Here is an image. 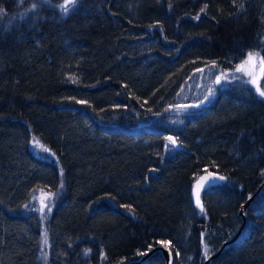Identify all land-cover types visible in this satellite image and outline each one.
I'll return each instance as SVG.
<instances>
[{"label": "trees", "instance_id": "obj_1", "mask_svg": "<svg viewBox=\"0 0 264 264\" xmlns=\"http://www.w3.org/2000/svg\"><path fill=\"white\" fill-rule=\"evenodd\" d=\"M63 2L0 0V264H167L161 249L143 259L161 246L205 264L251 197L208 264H264L256 86L234 79L183 125L149 123L195 70L264 57V0H77L67 15ZM169 136L182 147L165 154ZM208 171L227 180L201 212ZM38 190L60 192L46 225Z\"/></svg>", "mask_w": 264, "mask_h": 264}, {"label": "rangeland", "instance_id": "obj_2", "mask_svg": "<svg viewBox=\"0 0 264 264\" xmlns=\"http://www.w3.org/2000/svg\"><path fill=\"white\" fill-rule=\"evenodd\" d=\"M246 67L248 71L253 72V75L257 78V83L260 85L262 78L259 72V63L256 64L255 69H253L252 65ZM199 69H203V71H198V69L195 70L183 83L166 109L160 115L153 117L149 123L179 127L183 125L189 117L195 116L205 110L214 100L220 88H226L229 82L234 79L241 81L251 79L245 72H237L236 67L229 70L208 64ZM222 72L226 73L227 78L221 76ZM217 76H221L219 83L216 82ZM169 137H173L176 140L174 136ZM176 142V145H172L170 141L167 140L168 147L165 149V154H171L176 149L182 147L177 140ZM32 148L37 154L51 156V153L36 139L32 141ZM59 194L60 192H49L47 190H38L35 192L32 205L39 210L43 225H46ZM41 200L49 205L50 211L49 208H44L43 212L40 211Z\"/></svg>", "mask_w": 264, "mask_h": 264}, {"label": "snow or ice", "instance_id": "obj_3", "mask_svg": "<svg viewBox=\"0 0 264 264\" xmlns=\"http://www.w3.org/2000/svg\"><path fill=\"white\" fill-rule=\"evenodd\" d=\"M45 2H50V0H45ZM77 3V0H64V2L62 4L59 5L62 14L67 15L72 8L75 7ZM33 8L36 7L35 4L32 5ZM242 7V5H241ZM259 63V72L261 74V78H264V57L260 56L259 53H254V52H248L247 53V57L246 59H244L239 65L236 66V71L237 72H245L249 77H251V79H249L248 81H245L246 83H251L253 85H255V91L256 93L264 98V89H262L259 84L257 83V78L253 75L252 71H248L247 67L248 65H252L253 69H255L256 64ZM215 67V64L213 65ZM198 71H203V69H198ZM221 76H224L225 78H227L226 73H221ZM221 76H217L216 77V82L219 83ZM168 141H170V143L172 145H176V140L173 137H167L166 138ZM166 148L168 147V145L165 146ZM62 171V170H61ZM264 174V173H262ZM226 177L224 176H215L213 173H208L207 176H201L199 178V180H197L196 185H195V197H196V204L197 206L200 208V211L203 212L204 208L203 205L200 202V197H199V190L204 187L205 182L211 184L216 180H225ZM61 187H63V184H61ZM44 208H49V211L51 210L49 205L45 204L43 200H41V208L40 211L43 212ZM42 241H43V245L47 246L49 241H48V234H47V230H45L44 235L42 237ZM158 243L164 244L165 246H167L168 243L170 242H165V241H159ZM149 250H150V246H149ZM145 253H141V255H144ZM204 254L207 257L208 255V248L205 245L204 248Z\"/></svg>", "mask_w": 264, "mask_h": 264}, {"label": "water", "instance_id": "obj_4", "mask_svg": "<svg viewBox=\"0 0 264 264\" xmlns=\"http://www.w3.org/2000/svg\"><path fill=\"white\" fill-rule=\"evenodd\" d=\"M208 173H213L215 176H224V177H226L225 175H223V174H221V173L214 172V171H208V172H205V173L201 174V175L198 177L197 180H199V178H200L201 176H207ZM197 180L195 181L194 186H193V202H194L195 206L197 207V209L200 210V208H199V207L197 206V204H196V197H195V191H194ZM226 180H227V177H226L225 180H216V181H214V182L211 183V184L205 182L204 187H202V188L199 190L200 202H201V204L203 205V208H204V203H203L202 195H203L204 191H206L208 188H210V187H212V186L219 185V184L225 182ZM253 198H254V197H251L250 199H248V201L242 206V209H241V215H242L243 218H244V224H243V226L241 227V229L238 231V233H237V234H236L231 240L225 242L224 245L222 246V248H221L217 253H214L213 255H211V256L206 260L205 264H208L211 260H213V259H215L216 257H218V256L220 255L221 251L223 250V248H224L226 245H228L229 243L234 242V241L239 237V235L241 234V231H242V229H243V227H244V225H245V222H246L245 210H246V208L249 206V204L251 203V201L253 200ZM159 249H161V250L164 252V256H165V259H166V261H167V264H172V257H171V256H172V253H171V250L168 249V248H166V247H163V246H161V247H157V248H155L154 250L150 251L149 253H147V254L144 256L143 259L148 258L149 256H151V255L153 254V252H155L156 250H159Z\"/></svg>", "mask_w": 264, "mask_h": 264}]
</instances>
